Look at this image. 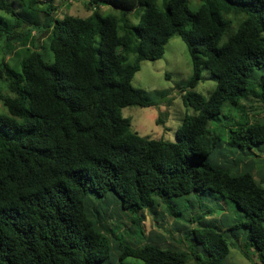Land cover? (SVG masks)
Masks as SVG:
<instances>
[{"label": "trees", "instance_id": "trees-1", "mask_svg": "<svg viewBox=\"0 0 264 264\" xmlns=\"http://www.w3.org/2000/svg\"><path fill=\"white\" fill-rule=\"evenodd\" d=\"M156 1L86 0L88 16L58 17L48 0H0V50L23 49L19 70L0 59L11 93L0 91V264H186L176 242L119 233V213L141 235L147 216L180 234L196 264H221L230 244L264 264V121L244 105L264 108V0ZM141 7L133 25L127 15ZM175 34L191 58L182 100L193 114L175 141L145 138L121 111L154 104L131 80ZM41 36L52 63L36 49ZM202 66L216 77L206 97L190 90ZM225 103L230 125L210 127ZM214 195L236 206L231 225L180 208Z\"/></svg>", "mask_w": 264, "mask_h": 264}, {"label": "rangeland", "instance_id": "rangeland-1", "mask_svg": "<svg viewBox=\"0 0 264 264\" xmlns=\"http://www.w3.org/2000/svg\"><path fill=\"white\" fill-rule=\"evenodd\" d=\"M48 2L53 5L55 14L58 17L64 14L85 17L92 12V7L86 5V0H48ZM156 2L162 8L163 0H157ZM198 4L199 0H191L190 6L193 8ZM100 9L103 14H110L117 18L120 15L118 9L109 5H101ZM143 13L144 7H141L137 14H128L127 17L133 25H136ZM230 17L233 19V23H236L237 18L232 15ZM35 44L36 49L40 50L43 59L47 63H52L53 55L48 48V43H46V37L41 36L36 38ZM22 50L20 47H17L12 52L5 51L2 53V50H0V59L4 58L13 69L19 70V64H15V59L20 57ZM191 75V58L185 43L178 34L173 35L168 40L161 58L141 61L140 69L134 74L131 82L134 87L142 90L146 98L153 101L154 104L147 107L128 105L122 109V115L130 120L131 130L145 138H162L167 141H175L176 129L180 125L184 115L193 114L192 108L184 104L182 100L183 87ZM215 83L216 77L202 66L201 79L196 87L190 90L199 92L206 97ZM0 91L3 95H11L6 83L2 81H0ZM244 105L251 117L253 116L255 119L264 121V108L261 107L258 101L244 102ZM227 108L228 103H225L223 113L210 122V127H214V124L218 122H220L222 128L230 125L226 117ZM6 112V108L0 102V113ZM253 174L256 179H259L255 170ZM173 200L177 201L178 199L173 198ZM180 208L185 209L184 212L193 211L194 213L208 210L209 213L206 214L205 220L209 224L221 228L231 225L238 213L236 212L234 203L225 201L217 195L206 196L202 200H194L193 202L184 200L180 202ZM116 217L121 218L120 220L118 218L117 222L120 226L119 233L123 231L124 235L132 236L131 239L139 243L147 241L148 238L146 236L150 237L151 241L154 242H162L158 236H161L165 241L176 242L189 253L186 264H196L190 253V243L183 241L180 234L176 233L172 238L169 237L167 232L159 227L151 217L147 216L144 221V236L137 232L138 230L127 216L119 213ZM172 223V219L167 217L163 220L162 227L171 229ZM194 225L192 224L191 226ZM124 261L130 264H143L140 259L131 257H127ZM221 264H254V262L242 254L238 244H230L229 252L223 257Z\"/></svg>", "mask_w": 264, "mask_h": 264}]
</instances>
